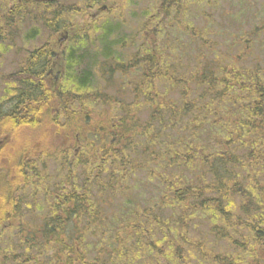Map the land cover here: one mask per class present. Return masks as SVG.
I'll use <instances>...</instances> for the list:
<instances>
[{"label": "rangeland", "instance_id": "1", "mask_svg": "<svg viewBox=\"0 0 264 264\" xmlns=\"http://www.w3.org/2000/svg\"><path fill=\"white\" fill-rule=\"evenodd\" d=\"M160 1L53 0L51 4L44 5L27 0H0V118L3 123L1 127L7 129L12 127L14 136L11 140V134L4 129V134L7 133L10 137L5 140L6 144L0 147V202L6 191L5 182L10 181L8 179L12 177L11 173L7 174L8 167L15 166V172L24 169L25 176L33 179L36 177L32 176L34 172L42 170L46 173L44 185L48 191L53 190L61 176L69 169L77 185L86 182V187L92 192L89 198L99 204L98 228L89 226V229L84 230L83 218L78 222L82 231L80 236H83L80 242L84 245L86 250L84 254L88 261H101L100 264H157V262L163 264L165 259L162 258L163 262L156 252L151 254L152 251L149 250V254L146 255L140 250V245L134 249L127 242V239L134 243L140 239L149 241L148 238L151 237L162 238L161 232L153 231L155 225L151 228L146 225L144 234L140 231L139 234L133 235L126 233L127 227L130 224L142 223L143 220L134 217L137 212L150 211L160 218L161 222L171 224L165 227V232L174 237V234L170 235V232H173L170 229H174L172 223L178 220L180 214L184 215L178 206L168 207L166 202L162 203L159 200L160 195L164 193L161 190V177L165 175L171 177L176 172L177 163L163 154L167 146L164 148L161 142L166 135V138L176 144L174 130L166 129L160 132L158 143L153 144L147 137L142 136L141 140L146 144H137L135 148L129 150L123 149L121 155L124 154L135 167L123 180L119 177L118 170L112 175L109 174L111 172L109 163L105 165L99 163L101 152L110 145L113 133H118V130L109 127L108 116L111 119L127 117L128 105L134 108V102L142 103L143 97L133 94L129 88L131 86L128 85L130 78H137L134 72L122 74V71L125 59L132 58L134 49L142 45V40L144 41L141 38V24L149 19L153 6ZM103 4L110 5L109 10L92 16ZM187 10L190 22L197 27L205 28L212 38V55L220 53L226 56L225 60L220 62L222 67L238 65L245 67L244 70L256 67V73L264 81V0H194L188 4ZM108 22L113 23L111 35L105 31L109 26ZM173 26L174 23L169 27L170 32ZM64 29L68 30L65 38ZM178 35L173 31L167 37L171 38L169 50L164 52L157 48L154 51V54L163 56L175 71L176 60L179 59V66L185 68L188 65L187 53L194 52L190 49L189 37ZM252 35L255 40L248 46ZM244 36H247L248 41ZM105 37L116 43L112 50V68L107 65L106 56L102 54ZM122 40L123 45L120 44ZM57 42L60 43V48ZM34 51L39 52L35 54ZM59 51L62 54L61 58L55 55ZM72 54L75 57L78 54L82 57L94 56V61L89 63L93 82H90L87 92L84 88L77 89L75 82L70 78L68 58L73 57ZM194 63L191 61L192 65H195ZM51 67L52 74L48 72ZM114 70H117L114 76L104 80V75ZM32 71L34 72L29 77L28 74ZM36 72L38 75H35ZM29 79L33 81V85ZM24 80L29 82L26 84ZM135 80L139 82V79ZM158 89L159 92L172 91V86L160 83ZM87 93L101 96L103 98L100 99L104 100L110 98L112 102L106 105L89 104L91 110L83 111L82 107L84 109L86 101L80 98L86 97ZM27 96L31 98L28 100ZM60 96L68 98L66 107H60ZM78 98L81 102L80 111L76 110ZM19 101H24V104L17 107L23 110L27 108V111L24 110V114L18 117L7 116ZM114 108H118V111ZM137 110L139 118L147 120L149 114L145 106H139ZM107 111H111V115H107ZM101 112L103 114H100ZM21 120L28 121V124L22 123ZM204 125L207 129L211 128L209 121ZM204 130L198 131L203 143L206 134ZM177 134L190 141L189 132L180 130ZM62 159L68 160L65 166L61 163ZM85 160L86 163H81ZM25 163L31 164L33 171L26 170ZM181 169L187 171L186 168ZM69 189L70 186H66L64 192ZM19 198L18 212L26 218L30 210L40 209L45 213L48 207L43 192L35 198L29 196L27 192L21 193ZM236 199L239 200L238 197ZM203 215L205 214L186 213L183 217L187 229L184 236L195 245L197 243L198 247L196 252L184 255L187 264H208L199 254L201 252L205 255L226 256L235 264H264V245L254 247L250 239L245 240L243 235L247 236L246 227V229L242 227V231L238 232L223 229L230 241L219 239L213 234L209 221ZM76 226L74 221L65 223V235L78 234ZM110 237L117 239V243L106 242ZM240 238L244 241L241 242ZM175 241L176 237L173 246L176 245ZM169 243L172 246L170 238ZM241 243L245 244L241 246ZM2 245L4 247L8 245L7 239ZM251 247L254 249L250 252L251 255L247 254L246 250L244 253V249L250 250ZM257 250L261 254L260 258H257ZM171 252H164L163 255L170 257ZM48 253H51L50 249ZM250 256L256 257L257 260ZM231 260L226 259L221 264H233Z\"/></svg>", "mask_w": 264, "mask_h": 264}, {"label": "trees", "instance_id": "2", "mask_svg": "<svg viewBox=\"0 0 264 264\" xmlns=\"http://www.w3.org/2000/svg\"><path fill=\"white\" fill-rule=\"evenodd\" d=\"M191 2L194 0H161L153 6L149 19L141 24V38L144 41L142 40V45L134 49L132 58L125 59L128 63L124 61L122 74L134 72L137 78H130L128 85L131 86L129 88L133 94L143 97L142 103L134 102V108L128 105L127 117L111 119L108 116L109 127L118 130V133H113L110 145L101 152L99 158V163L110 164V175L118 170L119 177L123 180L125 175L135 168L124 154L121 155L123 149L129 150L135 148L137 144H146L141 140L142 136L155 144L160 140V132L166 129L176 132V144L166 138V135L161 141L164 148L167 146L163 154L174 159L177 164L176 172L171 177H165L167 175L161 177V190L164 193L159 197L160 202H166V206H178L180 211L184 212V215L180 214L178 220L172 223L174 229L170 231L174 233L170 232V235L175 236L170 237L169 233L165 232V227L171 226L170 223L161 222L160 218L153 215L154 213L145 210L142 213L137 212L134 216L143 220L142 223L130 224L126 230L127 234H139L140 231L144 234L146 225L149 228L155 225L152 230L161 232L162 238L151 237L148 238L149 241L140 239L134 243L127 239V242L134 249L140 245V250L146 255L149 254V250L152 251L151 254L156 252L161 260L165 259L163 264H187L184 255L198 249L197 243L195 245L184 236L187 229L183 217L186 213L205 214L203 216L209 221L210 229L219 239L230 241L225 231L238 232L242 227H246L247 236L243 235L245 240L250 239L254 247L264 245V81L256 73V67L244 70L245 67L238 65L237 67L220 65L226 56L220 53L212 55V38L205 28L191 23L186 14L188 4ZM173 23L170 32L169 27ZM108 24L105 31L111 35L113 23ZM173 31H176L178 36H188L190 49L194 50L193 53L190 51L186 55L187 67L181 68L179 59L176 60V71L163 56L154 54L157 48L164 52L170 49L168 46L171 44V38L167 37ZM244 37L247 40V36ZM110 40L108 37L103 39L102 54L106 56L107 65L112 68V50L116 43ZM253 40L255 39L252 35L248 46ZM120 44L123 45L124 40ZM93 57H82L78 54L76 57L74 55L68 58L70 78L75 82L77 89L84 88L86 91L90 82H93V73L89 66V63L94 61ZM191 61H194L195 65H192ZM116 71L104 75V80L111 79ZM33 72L28 76L30 77ZM35 75H38V72ZM135 79H139V82ZM28 82L26 81V84ZM160 83L172 86V91L159 92ZM31 84L33 85V81ZM172 92L174 93L169 95ZM26 98L29 100L31 96ZM100 98L103 97L93 96L91 93H87L86 97L82 96L80 99L86 101L83 111L91 110L89 104L106 105L112 102L110 98L107 100ZM68 102L69 100H61L59 105L63 108ZM23 104L24 101H19L7 116L23 115L27 108L23 110L17 107ZM139 106H145L148 110L147 120L139 118L137 114ZM114 109L118 111V108ZM106 114L111 115V111H107ZM21 121L28 124L25 120ZM206 121L210 122L211 128L207 129L204 125ZM1 126L3 123L0 118V140H3L1 136L10 137L7 133L4 134V129L11 134V140L14 139L12 127L7 129ZM202 129L206 132L205 143L198 134ZM180 130L190 133L188 138L190 141L177 134ZM65 160L61 161L64 166L68 162ZM86 162L81 161L83 164ZM31 167V164H26L25 168L33 171ZM181 167L187 171H183ZM23 171L25 172L24 169ZM23 171L15 172L20 182V191L29 187V195L33 198L43 192L48 207L45 213L40 209H32L28 218L20 216L18 226H10L11 220L2 216L3 210L0 206V264H100L101 261L86 259L84 254L86 250L80 242V238H83L80 236L81 226L78 225L81 218L85 222L82 225L84 230L89 229V226L98 228L97 222L100 220V214H97L99 204L89 198L92 192L86 187V182L77 185L74 175L67 169V173L61 176L53 190L48 191L44 185L45 172L36 170L32 175L36 176L33 179L25 176ZM6 185L7 182L4 188ZM14 186L17 189V185ZM66 186H70V189L64 192ZM33 217L36 218V224L33 223ZM69 221H74L77 225L78 234L65 235L64 224ZM175 237L176 245L173 246ZM5 239L8 242L6 247L2 245ZM110 241L117 243L115 238L110 237L106 242ZM243 241L244 239L241 242ZM244 244L241 243V246ZM245 250L249 255L254 251L252 247L250 250L244 249V253ZM170 251H172L170 257L163 255L164 252ZM199 254L208 264H221L226 259L231 260L221 255H205L204 252ZM260 255L257 250V258H260ZM250 257L257 260L256 257ZM231 262L235 264L234 261Z\"/></svg>", "mask_w": 264, "mask_h": 264}, {"label": "flooded vegetation", "instance_id": "3", "mask_svg": "<svg viewBox=\"0 0 264 264\" xmlns=\"http://www.w3.org/2000/svg\"><path fill=\"white\" fill-rule=\"evenodd\" d=\"M18 1H22V0H18ZM27 1H30V2H32V3H34V4H37L38 2L37 1H35V0H27ZM53 1H49V2H39V4H44V5H49V4H51ZM114 3V2H113ZM110 6V5H109ZM109 6L107 5V4H103L99 9H98V11L96 10L95 11V13L92 15V16H97V15H99L100 14V9L101 10H104V11H108L109 10ZM67 35H68V30L67 29H64V34H63V38H65V37H67ZM62 38H60V40H61ZM45 46H47V45H45ZM52 46H55V44H52ZM57 46L60 48L61 46H60V43L59 42H57ZM35 52V54H37L39 51H34ZM75 54H76V51L74 52ZM55 55H56V57H59V58H61L62 57V54H61V52L59 51V52H57V53H55ZM48 72L50 73V74H52L53 73V68L51 67V68H49V70H48ZM54 77H56L57 78V75H55ZM61 98H63V99H65V101H68V98H64V97H61L60 96V98H59V100L61 101L62 99ZM78 100H79V98H78ZM80 104H81V102H80V100H79V104H78V107H77V111H80ZM21 110V109H20ZM82 110H83V107H82ZM37 118V117H36ZM32 120V119H31ZM30 120V121H31ZM26 121V120H25ZM28 122V121H27ZM5 138L7 139V136H5ZM3 141H0V147H3L5 144H6V142H4V143H2ZM11 164V163H10ZM14 169H15V166H13V167H8V173L7 174H9V173H15V171H14ZM10 178H12V177H10ZM8 193L9 194H11V193H14V189L13 188H11V189H9L8 190ZM5 194V192L3 193V195ZM18 202H19V197H15L14 199H11L10 197H3V199H2V204H3V206H4V209H3V217H5V218H7V219H9V220H11V219H14L16 216H17V214L19 213L18 212Z\"/></svg>", "mask_w": 264, "mask_h": 264}, {"label": "bare ground", "instance_id": "4", "mask_svg": "<svg viewBox=\"0 0 264 264\" xmlns=\"http://www.w3.org/2000/svg\"><path fill=\"white\" fill-rule=\"evenodd\" d=\"M7 109V108H6ZM68 155V154H67ZM66 161V160H65ZM64 170V169H63Z\"/></svg>", "mask_w": 264, "mask_h": 264}]
</instances>
